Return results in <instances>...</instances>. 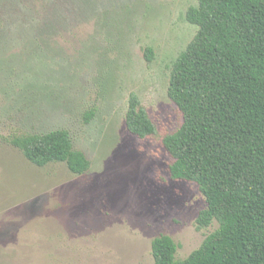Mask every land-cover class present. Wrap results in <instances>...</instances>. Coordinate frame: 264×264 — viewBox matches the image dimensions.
Segmentation results:
<instances>
[{
	"label": "rangeland",
	"instance_id": "374dc122",
	"mask_svg": "<svg viewBox=\"0 0 264 264\" xmlns=\"http://www.w3.org/2000/svg\"><path fill=\"white\" fill-rule=\"evenodd\" d=\"M193 5L0 0V264H154L161 234L184 259L218 227L198 229L206 198L196 182L171 177L163 143L183 123L168 90L198 30L186 18ZM132 92L155 136L128 129ZM60 128L91 161L87 172L39 166L9 141Z\"/></svg>",
	"mask_w": 264,
	"mask_h": 264
},
{
	"label": "trees",
	"instance_id": "16d2710c",
	"mask_svg": "<svg viewBox=\"0 0 264 264\" xmlns=\"http://www.w3.org/2000/svg\"><path fill=\"white\" fill-rule=\"evenodd\" d=\"M186 18L198 30L175 61L168 90L183 123L163 143L171 177L196 182L206 198L198 229L218 227L184 259L170 235L155 237L154 264H264V0H198ZM145 50L152 61L154 49ZM126 124L140 138L157 134L135 92ZM9 141L39 166L66 162L76 174L91 167L64 128Z\"/></svg>",
	"mask_w": 264,
	"mask_h": 264
}]
</instances>
